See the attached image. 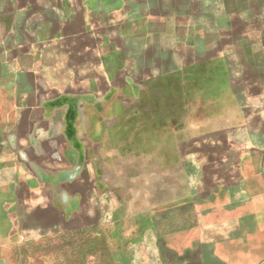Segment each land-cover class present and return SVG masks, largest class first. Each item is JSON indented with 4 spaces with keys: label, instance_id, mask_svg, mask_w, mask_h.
Instances as JSON below:
<instances>
[{
    "label": "rangeland",
    "instance_id": "rangeland-1",
    "mask_svg": "<svg viewBox=\"0 0 264 264\" xmlns=\"http://www.w3.org/2000/svg\"><path fill=\"white\" fill-rule=\"evenodd\" d=\"M82 4L87 21L105 6L99 22L115 26V41L100 44L114 87L53 99L58 138L27 144L20 159L45 199L35 214L59 219L44 236L26 219L19 245L1 236L5 263L189 264L203 240L218 246L221 236L261 231L264 200L211 199L226 183L264 181V0ZM8 32L0 24V39ZM59 60L90 74L75 56ZM249 91L262 101L243 109L237 96ZM26 135L13 137L19 147ZM33 208L21 209L24 218Z\"/></svg>",
    "mask_w": 264,
    "mask_h": 264
},
{
    "label": "crops",
    "instance_id": "crops-1",
    "mask_svg": "<svg viewBox=\"0 0 264 264\" xmlns=\"http://www.w3.org/2000/svg\"><path fill=\"white\" fill-rule=\"evenodd\" d=\"M82 3L83 0H51L50 4L42 0H0L1 28L9 26L6 42L0 39V237L15 236L17 244L21 229L27 227L22 224L26 219L37 221L42 236L59 219L35 214L42 206H34L36 200L45 199L40 189L32 186L35 176L29 165L20 159L21 152L28 149L27 144L30 149L37 143L46 144L58 138L56 129L63 118L61 112L56 118L50 115L56 107L53 99L68 94L72 87L92 88L98 82L106 83L109 89L114 87V79L103 64L109 52L104 54L100 44L115 41V26L105 20L99 22L107 12L105 6L92 7L87 21ZM259 9L260 6L255 7L251 16L260 14ZM23 12L26 15L23 16ZM94 18L98 22H94ZM62 53L75 56L80 64H90V74L85 75L68 60L62 65L60 60L58 62ZM240 89H234L235 93L239 94ZM251 93L247 92L246 98L237 96L241 108L247 109L262 101ZM95 98V102H101L105 97L96 95ZM83 106L93 107L89 102ZM19 131L27 134V143L21 147L20 137L13 138ZM4 189L8 193H2ZM26 190L28 195H24ZM211 200H264V181L253 177L226 183L219 191V198ZM28 205L34 207L33 218H24L21 211ZM6 221L12 222L10 228ZM219 240L218 246L203 240L205 245L192 255L189 264H264V228L236 232ZM8 247L0 242V264H6L3 253Z\"/></svg>",
    "mask_w": 264,
    "mask_h": 264
}]
</instances>
